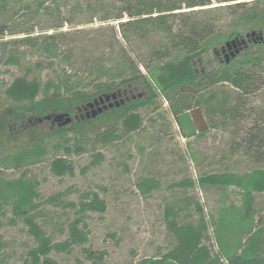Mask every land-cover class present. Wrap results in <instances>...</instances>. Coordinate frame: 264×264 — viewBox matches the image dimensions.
<instances>
[{"label":"trees","instance_id":"1","mask_svg":"<svg viewBox=\"0 0 264 264\" xmlns=\"http://www.w3.org/2000/svg\"><path fill=\"white\" fill-rule=\"evenodd\" d=\"M6 2L0 0V7H5ZM100 18V22L114 19L116 24H107V38L95 35L89 45L70 40L61 53L70 63L69 69L64 68L45 81L22 73L8 83H0L5 97L12 101L0 108V144L7 140L15 146L0 155V215L9 210L10 222L20 220L32 237L33 244L26 248L21 264H59L50 252H69L74 246L90 259L85 263L76 258L74 264H100L103 260L105 250L86 245L89 241L86 218L89 211L103 212L105 199L95 190L83 189L76 201L67 200L69 192L76 189L69 185L38 200L39 180L27 168L44 159L49 151V139L53 137L58 138L55 148L68 153L70 140L78 142L82 129L96 119L107 121L101 133L102 140L139 130L143 124L139 108L157 109L156 99L161 95L168 102V111L179 128L177 115L199 106L208 118V127L230 128V154L241 151L252 161L264 163V109L250 104L248 99L264 82V0H117L113 12ZM100 28L103 27L99 25L97 29ZM252 30L255 31L253 35L257 34L254 42L234 56H228L226 61L222 56L226 50L224 42L235 36H246ZM259 30L262 38H259ZM6 32H11L9 24L0 20V41ZM81 32L87 31H74L71 35ZM38 34L26 31L16 41L52 53L58 48V42L69 35L62 30ZM151 38L154 39L149 40ZM139 39L146 41V49L142 57L135 58L125 45ZM111 40L119 42L117 55L107 58L103 51L96 52V47L101 45L113 50L114 41ZM75 51L83 54L82 61L73 57ZM5 61L17 62V55L10 53ZM33 64L43 66L40 62ZM139 65L144 67V73ZM137 81L146 91L144 96L112 103L94 116H85V112L95 106V103L88 106V102L98 99L97 103L101 104L100 96L104 98L105 93ZM226 81L234 89H225L223 83ZM58 114L63 118L67 114L71 120L62 124V120L54 118ZM157 115L166 123L163 113L157 112ZM29 118L30 123L26 122ZM42 122H47V128L41 126ZM181 135L185 136L183 131ZM74 148L82 150L77 145ZM93 155L101 157L98 151ZM48 166L58 176L75 173L72 162L64 155L50 158ZM11 167L20 170L16 176L6 177L4 171ZM198 184L240 186L243 188L241 203L237 207L233 204L221 207L216 220L211 216L206 219L201 204L186 191ZM157 186L158 181L153 176L136 181L137 190L144 195ZM171 186L183 193L186 191V219L176 220L179 207L166 203L164 216L168 223L172 222L173 239L169 246L165 250L158 247L153 255L143 256L130 264H264V228L256 226L258 218H253L251 194L253 190H264V166L242 174L220 169L202 173L197 180L185 175ZM42 203L72 209L73 216L65 223L63 240L53 241L38 221L37 208ZM191 209L198 214L195 220L191 218ZM231 218L237 229L230 232L226 220ZM209 224L216 251L212 250L211 235L207 232ZM3 245L0 240V248ZM3 262L0 252V264Z\"/></svg>","mask_w":264,"mask_h":264},{"label":"rangeland","instance_id":"2","mask_svg":"<svg viewBox=\"0 0 264 264\" xmlns=\"http://www.w3.org/2000/svg\"><path fill=\"white\" fill-rule=\"evenodd\" d=\"M116 1L7 0L5 7H0V20H5L9 24L11 32H6L0 41V83H8L14 76L22 73L27 77L35 76L45 81L64 68L69 69L70 63L61 55L62 50L70 40L89 45L92 42L91 37L95 35L106 37L108 28L105 26L110 23L115 25L116 20L100 22V17L105 13H112ZM99 25L103 28L97 29ZM59 30L69 34L67 37L69 41L64 38L58 42V48L52 53L27 42L16 41L24 36L26 31L36 35ZM82 30L87 32L71 35L74 31ZM65 39L67 41H64ZM152 39L154 38L149 40ZM143 40L139 39L125 45L135 58L142 57L145 52L146 41ZM103 42L107 43V39ZM112 45L113 50L109 46L104 48L101 45L96 47V52L103 51L105 57H114L117 55L119 42L114 41ZM77 46L79 47V44ZM10 53L17 55V62L5 61ZM72 55L83 60L81 56L83 54H79L78 51ZM35 62H40L43 66L37 67L33 64ZM138 67L145 72L143 66ZM207 67L210 68V65ZM262 76L264 77V72ZM223 85L225 89H234L228 81ZM135 92L140 96L145 95L139 81L129 82L126 88L105 93L101 104L95 103L94 108L103 104L121 103L131 96L130 93ZM248 99L250 104L264 109V82L250 93ZM156 100L157 109L143 106L139 108L143 118L139 130L102 140L101 133L105 130L107 121L96 119L82 129V133L78 135L80 136L78 142L70 140L71 150L68 153L64 154L61 149L55 148L58 138L53 137L49 139V151L44 159L27 167L39 180L38 200L69 185L76 189L69 192L65 198L67 200L76 201L79 191L83 189L95 190L105 199L106 209L103 212L89 211L86 218L89 229V241L86 245L89 244L92 249L106 251L100 264H130L143 256L153 255L158 247L165 250L173 239L170 231L172 222L168 223L164 216L165 204L174 203L179 207L178 215L177 217L174 215L173 219L176 217V220L183 221L186 219L184 196L186 191L201 204L206 219L211 216L216 220L221 207H228L230 204L237 207L241 203L243 188L237 185L198 184L183 193L181 189L172 187V182L185 175L197 180L202 173L220 169L242 174L264 166V163L252 161L241 151L229 153V127H207L200 134L182 136L181 128L168 111V102L161 95H158ZM9 102L12 103L5 97L0 85V108L7 106ZM157 112L165 115L166 123L161 122L162 119ZM150 117H154L155 120L150 121ZM41 126L47 128V122H42ZM69 133L71 135V132ZM75 145L82 150L75 151ZM14 147L11 141H3V144H0V155ZM96 151L101 153V157L96 158L93 155ZM55 155L66 156L72 162L75 173L62 176L53 174L49 169L48 160ZM19 170L7 168L4 175L16 176ZM145 176H153L158 181V186L146 195L141 194L136 188V181ZM251 194L253 218L255 220L258 218L256 226L259 224L264 228V190H253ZM37 211L38 221L52 240H63L66 236L65 223L73 216L72 209L59 204L42 203ZM190 213L193 220L198 217L197 212H193L192 209ZM10 216L9 210L0 215V240L4 242L0 252L4 257V264H21L26 248L33 244V241L23 223L18 219L10 222L8 219ZM226 221L230 232L237 229L233 218ZM207 232L211 235L212 250L216 251L211 224L208 225ZM50 256L59 264H74L76 258L85 263L90 262L78 246H74L69 252L52 250Z\"/></svg>","mask_w":264,"mask_h":264},{"label":"water","instance_id":"3","mask_svg":"<svg viewBox=\"0 0 264 264\" xmlns=\"http://www.w3.org/2000/svg\"><path fill=\"white\" fill-rule=\"evenodd\" d=\"M259 38H262V31H257ZM255 33L254 30L247 32L246 36L248 37L250 34L253 35ZM242 41H245L244 37L241 39L238 36H235L234 38H231L229 40H226L224 42V47L226 49L231 50V48H235L238 44H240ZM237 51V50H236ZM231 54H233V51H231ZM100 101H103V98L99 97ZM98 99H94L93 102H88L87 105L92 107L94 103H97ZM109 105H112V103H109ZM107 105L103 104L102 106H98L97 108L92 107L91 111H86L85 116H94L97 114V112L101 111L102 108H105ZM58 121L62 120L61 123L65 124L71 120V117L69 115H65L63 118L62 114H58L54 117ZM177 119L182 127L183 133L186 137L192 136L194 133L204 130L208 127L206 118L202 112V109L199 106L191 107L188 110H185L177 115Z\"/></svg>","mask_w":264,"mask_h":264},{"label":"flooded vegetation","instance_id":"4","mask_svg":"<svg viewBox=\"0 0 264 264\" xmlns=\"http://www.w3.org/2000/svg\"><path fill=\"white\" fill-rule=\"evenodd\" d=\"M256 35L257 34H255V35H253V36H251V35H249L248 37H246L245 35L244 36H239V38L241 39L242 37H244V39H245V41H242L240 44H238L237 46H236V50H235V48H231V50H229V49H226L225 51H223L222 52V56L223 57H225V59H226V61L228 60V56H234L235 54H237L239 51H241L242 49H243V47H245L247 44H249L250 42H254V40H255V37H256ZM231 51H233V54H231ZM144 91H145V89H144ZM145 93H146V91H145ZM131 94V96L129 97V98H136V97H140V95L138 94V93H136L135 92V94L134 93H130ZM128 98V99H129ZM107 102V101H106ZM105 102V103H106ZM194 107V106H193ZM190 109V108H189ZM188 110V109H187ZM184 111V110H183ZM182 111V112H183ZM202 112H203V114H204V111L202 110ZM181 113V112H180ZM204 116H205V118H206V121H207V124H208V118L206 117V115L204 114ZM26 122H29L30 123V118L26 121ZM50 122L51 123H54V121H53V119H51L50 120ZM179 122V121H178ZM180 124V123H179ZM209 125V124H208ZM180 127H181V125H180ZM181 129H182V127H181ZM183 131V130H182ZM197 133V132H196ZM196 133H194V134H196Z\"/></svg>","mask_w":264,"mask_h":264},{"label":"bare ground","instance_id":"5","mask_svg":"<svg viewBox=\"0 0 264 264\" xmlns=\"http://www.w3.org/2000/svg\"><path fill=\"white\" fill-rule=\"evenodd\" d=\"M184 134V133H183Z\"/></svg>","mask_w":264,"mask_h":264}]
</instances>
